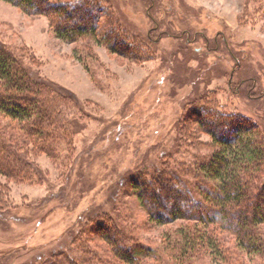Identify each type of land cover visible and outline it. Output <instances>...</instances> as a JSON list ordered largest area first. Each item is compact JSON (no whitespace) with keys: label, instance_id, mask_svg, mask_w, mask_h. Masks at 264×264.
Wrapping results in <instances>:
<instances>
[{"label":"rangeland","instance_id":"374dc122","mask_svg":"<svg viewBox=\"0 0 264 264\" xmlns=\"http://www.w3.org/2000/svg\"><path fill=\"white\" fill-rule=\"evenodd\" d=\"M94 1L98 40L67 41L55 29L73 23L62 12L40 3L45 13L28 14L0 0V42L78 106L70 154L62 147L64 154L51 159L31 150L37 167L31 180L0 172V213L8 212L0 215V264H40L62 249L69 256L59 257L76 264L81 230L118 214L134 215V240L151 251L143 263L171 264L164 241L184 222H148L123 179L161 167L164 153L185 164L194 152L207 154L211 139L198 131L197 119L219 130L226 118L238 121L241 115L264 131V0ZM105 34L116 36L119 52L101 40ZM101 229L90 233L86 245L109 261L111 253L102 250L106 243L93 240ZM215 234L237 261L234 235L220 229ZM194 264L225 263L201 253Z\"/></svg>","mask_w":264,"mask_h":264},{"label":"trees","instance_id":"16d2710c","mask_svg":"<svg viewBox=\"0 0 264 264\" xmlns=\"http://www.w3.org/2000/svg\"><path fill=\"white\" fill-rule=\"evenodd\" d=\"M3 1L16 4L28 14L45 13L40 3L54 13L62 12L69 23L73 21L71 27L70 24L55 25L56 33L64 40L75 36L98 37L94 0H81L79 4H74V0ZM87 3L94 7L83 11ZM100 38L109 49L119 52L114 44L116 36L105 34ZM77 110L76 101L66 90L39 77L0 42V172L12 179L31 180L37 174L36 164L28 156L31 150L44 152L51 159H59L64 154H61L62 147L65 154H70L71 139L78 128L74 118ZM237 118L239 122L226 118L228 125L219 130L215 126L208 129L203 124L205 121L195 120L198 131L200 128L211 139L212 149L207 154L194 152L185 164V159L176 161L174 155L164 153L161 167L132 172L129 182L123 179L122 185H128L147 211L148 222L160 226L184 222L168 231L164 241L173 258L171 264H194L201 253L225 264H246L247 257L250 259L247 264L264 263V131L255 123H246L241 115ZM204 180L210 183L204 184ZM152 182L155 186L147 190ZM146 192L149 193L146 195ZM159 207L165 211L160 212ZM133 219L134 215L118 214L107 224L88 223L81 230L84 232L80 242L77 241L79 234L75 237L78 242L75 249L79 253L76 264H145L142 258L151 251L134 240L136 222ZM97 227L102 232L93 240L106 243L102 250L111 253L109 261L86 245V238L92 239L90 233ZM215 229L234 235L241 253L236 255L238 262L220 246ZM60 255L69 256L62 249L48 255L40 264H75Z\"/></svg>","mask_w":264,"mask_h":264}]
</instances>
